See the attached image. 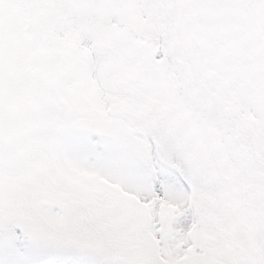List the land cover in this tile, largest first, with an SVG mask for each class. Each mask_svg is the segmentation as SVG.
<instances>
[{
  "label": "snow or ice",
  "instance_id": "1",
  "mask_svg": "<svg viewBox=\"0 0 264 264\" xmlns=\"http://www.w3.org/2000/svg\"><path fill=\"white\" fill-rule=\"evenodd\" d=\"M0 264H264V0H0Z\"/></svg>",
  "mask_w": 264,
  "mask_h": 264
}]
</instances>
